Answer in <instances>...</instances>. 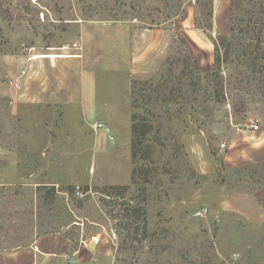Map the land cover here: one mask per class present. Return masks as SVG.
<instances>
[{
    "label": "rangeland",
    "instance_id": "obj_1",
    "mask_svg": "<svg viewBox=\"0 0 264 264\" xmlns=\"http://www.w3.org/2000/svg\"><path fill=\"white\" fill-rule=\"evenodd\" d=\"M40 245L264 264V0H0V264Z\"/></svg>",
    "mask_w": 264,
    "mask_h": 264
},
{
    "label": "crops",
    "instance_id": "obj_2",
    "mask_svg": "<svg viewBox=\"0 0 264 264\" xmlns=\"http://www.w3.org/2000/svg\"><path fill=\"white\" fill-rule=\"evenodd\" d=\"M43 246L40 245V247H36V251H31V254H33V262L31 264H36L34 263V261L36 262V258L38 257V254H40L41 256H54L56 257V254L53 251H47V250H43ZM16 255L19 257V253H16L13 257H16Z\"/></svg>",
    "mask_w": 264,
    "mask_h": 264
},
{
    "label": "built area",
    "instance_id": "obj_3",
    "mask_svg": "<svg viewBox=\"0 0 264 264\" xmlns=\"http://www.w3.org/2000/svg\"><path fill=\"white\" fill-rule=\"evenodd\" d=\"M33 2L38 3L39 0H33ZM252 127H253L254 131H258V130H259V125H254V126H252Z\"/></svg>",
    "mask_w": 264,
    "mask_h": 264
},
{
    "label": "water",
    "instance_id": "obj_4",
    "mask_svg": "<svg viewBox=\"0 0 264 264\" xmlns=\"http://www.w3.org/2000/svg\"><path fill=\"white\" fill-rule=\"evenodd\" d=\"M91 248H94V244H91Z\"/></svg>",
    "mask_w": 264,
    "mask_h": 264
}]
</instances>
